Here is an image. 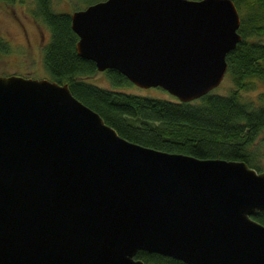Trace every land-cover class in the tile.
I'll list each match as a JSON object with an SVG mask.
<instances>
[{
	"label": "water",
	"instance_id": "95a60500",
	"mask_svg": "<svg viewBox=\"0 0 264 264\" xmlns=\"http://www.w3.org/2000/svg\"><path fill=\"white\" fill-rule=\"evenodd\" d=\"M78 55L182 101L222 81L233 0H95L69 12ZM264 169L121 136L67 82L0 74V264H264Z\"/></svg>",
	"mask_w": 264,
	"mask_h": 264
},
{
	"label": "trees",
	"instance_id": "16d2710c",
	"mask_svg": "<svg viewBox=\"0 0 264 264\" xmlns=\"http://www.w3.org/2000/svg\"><path fill=\"white\" fill-rule=\"evenodd\" d=\"M33 15L46 24L49 39L41 46L48 77L67 82L72 93L96 110L123 137L145 146L183 152L200 158L242 159L257 170L255 140L264 129V91L245 97L257 78L264 79V0H233L240 17L241 39L226 54L233 86L226 93L214 89L182 101L104 87L89 80L98 70L92 59L75 50L77 34L69 12H58L52 0H33ZM81 2L82 0H77ZM86 1V0H84ZM95 0H90L92 2ZM0 38V52L7 51ZM115 85L131 82L114 68L104 70ZM264 223V211L254 215ZM149 264H187L170 255L138 250Z\"/></svg>",
	"mask_w": 264,
	"mask_h": 264
},
{
	"label": "rangeland",
	"instance_id": "374dc122",
	"mask_svg": "<svg viewBox=\"0 0 264 264\" xmlns=\"http://www.w3.org/2000/svg\"><path fill=\"white\" fill-rule=\"evenodd\" d=\"M90 0H52L53 8L58 12H71L84 7ZM33 0H0V38L5 41L7 51L0 52V74L17 73L32 77H48L43 66L40 41L49 39V29L32 13ZM41 43V42H40ZM89 80L97 85L116 86L125 91L174 99L175 96L160 86L140 87L132 82L115 85L107 78L104 70L97 71ZM233 86L229 73L214 90L226 93ZM264 91V79L257 78L253 87L244 90L245 97H256ZM258 150L256 162L264 169V129L255 140Z\"/></svg>",
	"mask_w": 264,
	"mask_h": 264
},
{
	"label": "flooded vegetation",
	"instance_id": "af4514ba",
	"mask_svg": "<svg viewBox=\"0 0 264 264\" xmlns=\"http://www.w3.org/2000/svg\"><path fill=\"white\" fill-rule=\"evenodd\" d=\"M34 7V6H33ZM41 42V43H40ZM39 43H38V45L40 46V48H41V46H42V44L45 42V40H43V41H40Z\"/></svg>",
	"mask_w": 264,
	"mask_h": 264
}]
</instances>
